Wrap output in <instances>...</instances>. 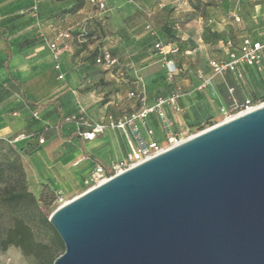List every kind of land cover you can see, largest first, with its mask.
<instances>
[{"label":"crops","instance_id":"1","mask_svg":"<svg viewBox=\"0 0 264 264\" xmlns=\"http://www.w3.org/2000/svg\"><path fill=\"white\" fill-rule=\"evenodd\" d=\"M243 1L210 0L199 6L197 0H106L107 10L100 12L84 0L76 11L63 12L71 0H61L60 4L33 6L34 18L27 24L29 15H23L21 9L30 0H0V30L4 34V38L0 35V138L13 141L20 134L40 132L37 142L40 137L43 142L28 155H21L23 166L38 188L45 181L57 187L69 179L82 182L97 164L118 161L128 150L118 129L108 128L93 140H83L73 126H57L80 107L90 120L107 122L182 88L179 101L185 109L182 116H175L173 128L178 132L200 117L204 101L230 110L247 99L261 97L262 76L254 67L243 66V77L237 79L229 71L211 76L208 65L209 59L225 58L224 38L264 41V30L256 27L264 19L263 8L259 6L251 16L252 28L244 20ZM80 24H86L89 36L74 41L56 69L42 33L51 38L56 30ZM31 27L40 28L39 36H31L37 33L27 31ZM158 42L178 51L162 56L154 47ZM105 51L117 61L109 68L96 62ZM166 61L178 68L172 79L167 77ZM96 67L100 73L93 72ZM113 70L117 75L114 81L90 87L98 81L96 77H112ZM200 71L211 76L210 84L205 92H194ZM168 114L172 116L169 110ZM147 125L155 134L148 136L139 123L141 135L160 140L162 130L154 115ZM27 140L13 143L22 148Z\"/></svg>","mask_w":264,"mask_h":264},{"label":"water","instance_id":"2","mask_svg":"<svg viewBox=\"0 0 264 264\" xmlns=\"http://www.w3.org/2000/svg\"><path fill=\"white\" fill-rule=\"evenodd\" d=\"M53 264H264V105L57 206Z\"/></svg>","mask_w":264,"mask_h":264},{"label":"built area","instance_id":"3","mask_svg":"<svg viewBox=\"0 0 264 264\" xmlns=\"http://www.w3.org/2000/svg\"><path fill=\"white\" fill-rule=\"evenodd\" d=\"M88 2L100 12H105L107 10L106 0H88ZM236 20L238 21L239 17H236ZM146 28H149L148 24ZM71 30L72 28L56 30L51 38L43 37V41L55 63L54 67L56 69H59V58L61 55L71 49L69 41ZM154 47L162 56L178 51L176 47H170L159 42L156 43ZM222 47L225 55L224 59L208 60L211 76L222 75L229 71L232 72L237 79H242V67H254L256 71L261 74L262 84L264 86V41H253L249 37H242L239 40L225 38L222 42ZM96 62L108 68L117 63L116 59L113 58L108 51L103 52V55L97 58ZM165 65L167 69V77L168 79H172L173 75L178 72V68L170 61H166ZM211 76L206 77L199 72L200 82L197 89H202L209 85ZM58 78L62 79L63 74L60 73ZM137 79L139 82H142L140 77ZM182 95L180 88H177L172 94L156 98L149 106H144L136 112L124 114L116 120L110 119L107 122H94L90 120L85 114L83 108L80 107V110L77 113L65 115L57 126H61L62 124L73 126L76 134L83 140H93L97 135L103 133L108 128L118 129L123 133L128 148L125 156L108 166L97 164L92 171L90 178V181L95 185L193 135L191 134L182 137V134L184 133L182 130L179 133L173 129L175 116L183 115V108L179 101ZM130 96H134V93L131 92ZM261 105H264V91L262 96L258 98L256 104L252 100L247 99L242 104L234 105L229 111L223 110L221 121L228 120L237 114L247 112ZM167 109L172 113V116L168 114ZM232 111H234V113H232ZM32 115L34 117L37 116L36 112ZM152 115L157 118L162 130V138L160 140H147L140 133L139 123L146 129V134L148 136L151 137L155 134V129L147 125L148 118ZM29 137V135L20 134L10 142L27 140ZM38 142L42 143L43 139L40 137Z\"/></svg>","mask_w":264,"mask_h":264},{"label":"trees","instance_id":"4","mask_svg":"<svg viewBox=\"0 0 264 264\" xmlns=\"http://www.w3.org/2000/svg\"><path fill=\"white\" fill-rule=\"evenodd\" d=\"M83 4L84 0H71V5L63 9V12H74ZM70 34L71 48L74 41H81L89 36L86 24L76 26ZM0 35L4 38L1 30ZM39 135L40 132L29 133L30 137L22 148L14 144L10 146L12 155L6 162V169L11 184L0 188V249L4 251L13 246L18 248L22 255L32 259L31 264H53L55 258L64 251L60 237L48 221V216L53 211L52 205L58 196L47 183L41 185L37 197L27 190L21 158V155H28L36 148ZM4 140L8 141L0 138V152ZM31 223L46 230L49 236L46 241L35 239Z\"/></svg>","mask_w":264,"mask_h":264},{"label":"rangeland","instance_id":"5","mask_svg":"<svg viewBox=\"0 0 264 264\" xmlns=\"http://www.w3.org/2000/svg\"><path fill=\"white\" fill-rule=\"evenodd\" d=\"M210 1V0H197V3L199 4V6L201 4H204L206 2ZM212 2H215L217 0H211ZM30 4L26 7H24L22 11V14H28V19H27V24L30 23V20L32 18H34L33 16H31V12L35 11L36 9L34 7L39 8L41 5H43V7L45 5H49V4H53V3H57L60 4L61 0H30ZM244 3H246V6L244 8V20L246 21L247 24H249L250 27L253 28V26H251V22L249 21L251 16L253 15V13L258 9L259 6H261V8H263L264 11V0H244ZM34 6V7H33ZM39 16L42 14H40V12H38ZM256 27H259L261 30H264V19L262 21H259L256 25ZM39 27H31V28H27V31L32 30V31H36L33 35V38L36 36H39ZM42 29V28H41ZM42 32V31H40ZM44 38H48L47 36L44 35V33H42ZM216 51V49H215ZM98 64V63H97ZM98 66V65H96ZM100 67L97 68L95 70H93V72H97L100 73ZM103 74L106 73L105 70H102ZM113 76H109V75H103L104 77H102V79H100V77H96L97 78V82L93 83L90 85V87H94V85H103L107 82H111L114 81V77H116L117 75L114 74V70L112 71ZM200 74H202V71H200ZM163 78V77H162ZM197 78H199V76L197 75ZM165 80L167 79L166 77L164 78ZM96 80V79H95ZM207 87L202 88V89H195L194 92H205ZM180 91H182V88H180ZM130 98H132L130 96ZM253 102L256 104L258 98L255 97L253 99ZM207 104V105H206ZM184 108V106H183ZM185 109V108H184ZM201 110L199 111V118H196L192 121H189L188 125L186 127L183 128V134L182 137H186V135H191V134H195L203 129H206L218 122H220L222 120V113L223 110H227L229 111V109H224L222 107L216 106L214 103L212 104L211 102L206 103V101H204L201 104ZM232 113H234V111H232ZM179 133L181 132L178 131ZM13 142L5 141L4 140V146L2 151L0 152V188L4 187V186H10L11 182L9 177L7 176V166H6V162L8 160V158L11 157L12 153L10 151V146L13 145ZM17 147V146H16ZM25 165V164H24ZM110 164H107L106 166H108ZM26 169L27 166L25 165ZM25 167H24V171H25ZM91 174L92 172H89L87 174V176L84 178V180L80 183H76V182H72V180H66L67 183H61L59 186L57 187H53V184H51V182L49 181H45L43 183L39 184V188L37 187V184L35 183V180L33 179V175L30 174L29 172L25 171V185L28 191L32 192L36 197L39 195L40 190H41V185L48 183V185L56 192L58 198L57 200L53 203L52 205V210H54L57 206H59L60 204H62L63 202L73 198L74 196L78 195L79 193L83 192L84 190H86L87 188L91 187L94 183L90 181L91 178ZM4 217H6L4 215ZM31 229L33 231L34 237L36 240L39 241H46L48 239V233L46 232V230L35 224V223H31L30 224ZM32 263V259L25 257L24 255H22L21 251L18 248H15L13 246L8 247L6 250L2 251L0 249V264H31Z\"/></svg>","mask_w":264,"mask_h":264}]
</instances>
